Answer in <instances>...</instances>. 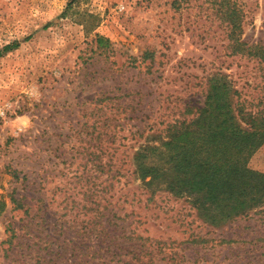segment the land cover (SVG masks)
<instances>
[{
    "label": "rangeland",
    "instance_id": "rangeland-1",
    "mask_svg": "<svg viewBox=\"0 0 264 264\" xmlns=\"http://www.w3.org/2000/svg\"><path fill=\"white\" fill-rule=\"evenodd\" d=\"M217 1L0 0V264H264V202L214 220L134 171L213 77L264 114V58ZM235 2L264 52V0Z\"/></svg>",
    "mask_w": 264,
    "mask_h": 264
},
{
    "label": "trees",
    "instance_id": "trees-1",
    "mask_svg": "<svg viewBox=\"0 0 264 264\" xmlns=\"http://www.w3.org/2000/svg\"><path fill=\"white\" fill-rule=\"evenodd\" d=\"M217 4L232 49L264 58L259 45L240 40L243 14L235 0ZM231 96L229 84L211 78L203 105L191 112L194 117L167 124L157 142L134 152V171L146 186H154L152 194L160 188L185 193L194 208L214 220L261 206L264 173L250 168L248 159L264 142V114L245 109Z\"/></svg>",
    "mask_w": 264,
    "mask_h": 264
},
{
    "label": "built area",
    "instance_id": "built-area-1",
    "mask_svg": "<svg viewBox=\"0 0 264 264\" xmlns=\"http://www.w3.org/2000/svg\"><path fill=\"white\" fill-rule=\"evenodd\" d=\"M4 115V110L0 108V118Z\"/></svg>",
    "mask_w": 264,
    "mask_h": 264
}]
</instances>
